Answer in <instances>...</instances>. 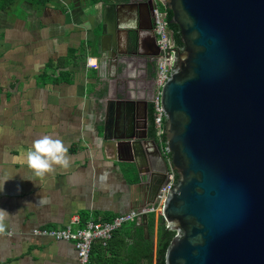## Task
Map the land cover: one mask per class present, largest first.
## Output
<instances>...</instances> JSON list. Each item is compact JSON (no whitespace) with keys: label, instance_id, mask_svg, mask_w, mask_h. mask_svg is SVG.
<instances>
[{"label":"crops","instance_id":"0c3cea01","mask_svg":"<svg viewBox=\"0 0 264 264\" xmlns=\"http://www.w3.org/2000/svg\"><path fill=\"white\" fill-rule=\"evenodd\" d=\"M123 1L16 0L0 12V187L5 176L12 178L0 192V264H78L72 241L33 230L64 227L74 215L80 219L75 228L111 220L156 200L149 162L129 152L113 159L101 147L104 135L116 133V117L125 125L143 109L140 99H149L148 120L156 96V89L138 81L140 64L125 73L99 57L109 44L101 31L103 3ZM127 12L135 27L134 9ZM89 58L97 67L87 65ZM129 79L136 83L132 108L123 102ZM44 135L63 142L70 163L36 177L26 153ZM155 217L153 259L139 264H156ZM142 225L143 217L116 230L107 243L95 240L89 264L129 263L132 226Z\"/></svg>","mask_w":264,"mask_h":264},{"label":"water","instance_id":"95a60500","mask_svg":"<svg viewBox=\"0 0 264 264\" xmlns=\"http://www.w3.org/2000/svg\"><path fill=\"white\" fill-rule=\"evenodd\" d=\"M135 1L103 3L101 31L109 44L99 57L125 73L152 55L140 51V40L134 52L119 50L138 29L124 24L128 10L138 18ZM161 1L172 13L168 29L179 49L160 95L162 141L175 176L162 216L176 230L166 264H264V0ZM135 85L125 81L123 102L135 100ZM139 101L143 109L125 125L116 117V133L104 135L101 147L113 159L129 152L149 162L156 197L168 165L147 135L149 99Z\"/></svg>","mask_w":264,"mask_h":264},{"label":"built area","instance_id":"2783aa9c","mask_svg":"<svg viewBox=\"0 0 264 264\" xmlns=\"http://www.w3.org/2000/svg\"><path fill=\"white\" fill-rule=\"evenodd\" d=\"M154 4V28L157 37V44L160 49L161 59L159 64V73L156 84V96L154 99L155 106V127L157 133V141L161 151L167 161L168 170L166 172L165 182L160 188L156 196L155 202L146 205L137 210H131L127 213L114 217L111 220H92L87 222L84 226H77L80 219L77 215L72 216V219L64 227L36 228L33 230L35 235L50 236L56 240L72 241L75 245L78 255V264H89L91 258V251L93 242L95 240H102L107 243L114 235L115 231L123 227V225L133 222L136 219L142 218L144 214L155 213L158 216H163L164 203L168 193L171 191L175 176L162 141L164 124L166 121V113L164 112L160 95L163 85L169 79L176 63L178 50L174 47L169 29H168V14L167 10L163 8L161 0H152ZM88 66L97 67L96 59L89 58Z\"/></svg>","mask_w":264,"mask_h":264},{"label":"trees","instance_id":"16d2710c","mask_svg":"<svg viewBox=\"0 0 264 264\" xmlns=\"http://www.w3.org/2000/svg\"><path fill=\"white\" fill-rule=\"evenodd\" d=\"M16 0H0V12L7 9L9 6L15 3ZM34 5H45L48 0H29ZM168 11L169 22L172 13L169 9L163 6ZM170 26L174 30V37L178 45L182 48L183 44L180 40V31L177 25L171 24ZM148 128L150 137L157 139L156 127H155V106L154 103L150 105L149 117H148ZM158 140V139H157ZM136 230L133 234V240L135 242L134 248L129 254V263L127 264H139L138 260L152 261L153 259V248H154V234L156 228V217L155 213H150L148 216V228L149 237H146L145 230L142 226H132ZM157 248H156V264H166V251L173 237L176 235V230L167 227L166 222L162 216L158 217V227H157Z\"/></svg>","mask_w":264,"mask_h":264},{"label":"flooded vegetation","instance_id":"af4514ba","mask_svg":"<svg viewBox=\"0 0 264 264\" xmlns=\"http://www.w3.org/2000/svg\"><path fill=\"white\" fill-rule=\"evenodd\" d=\"M148 3V0H136L137 12H138V29L133 30L128 37L127 44L123 43L120 45L119 50L122 52H134L136 49V42L140 40V51L145 53H152L149 58L141 57L142 72L140 74V79L138 80L141 85L149 87L151 90L156 89L157 77L159 73V64L161 59V53L159 46L157 44V37L154 28V4ZM124 24L131 25L128 20ZM124 38V37H123ZM137 64V62H135Z\"/></svg>","mask_w":264,"mask_h":264},{"label":"clouds","instance_id":"9594fccd","mask_svg":"<svg viewBox=\"0 0 264 264\" xmlns=\"http://www.w3.org/2000/svg\"><path fill=\"white\" fill-rule=\"evenodd\" d=\"M70 159L67 156V148L60 139H53L44 135L33 141L31 148L26 153V164L33 171L36 177L44 175L50 171L53 165H60L67 168ZM12 178L5 176L3 178V191L5 183Z\"/></svg>","mask_w":264,"mask_h":264},{"label":"rangeland","instance_id":"374dc122","mask_svg":"<svg viewBox=\"0 0 264 264\" xmlns=\"http://www.w3.org/2000/svg\"><path fill=\"white\" fill-rule=\"evenodd\" d=\"M157 215H159V214H157Z\"/></svg>","mask_w":264,"mask_h":264}]
</instances>
